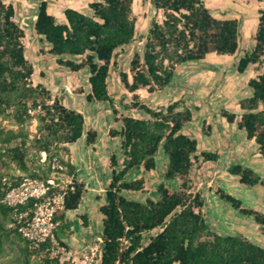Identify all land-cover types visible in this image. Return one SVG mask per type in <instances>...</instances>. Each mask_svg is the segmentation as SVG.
I'll use <instances>...</instances> for the list:
<instances>
[{
  "label": "trees",
  "instance_id": "obj_1",
  "mask_svg": "<svg viewBox=\"0 0 264 264\" xmlns=\"http://www.w3.org/2000/svg\"><path fill=\"white\" fill-rule=\"evenodd\" d=\"M134 2L93 1L88 4V14L68 8L67 23L57 24L43 1L35 24L36 33L50 44L49 54L59 67L74 73L89 71L91 91L87 101L108 103L115 121L121 125L120 130L109 132L111 137L120 138L122 156L111 154V178L105 201L99 207L103 225L102 264H264V245L260 240L217 228L204 212L209 202L196 190L194 166L201 157L215 161L218 155L203 152L197 156V140L182 132L193 119L192 111L178 110L182 101L153 109L141 103L137 93L142 89L153 92L165 88L184 63L203 60L210 53L235 55L240 46V21L216 17L205 0H149L162 13V19L152 20L144 50L133 55L129 72H119L124 89L131 95L130 102L121 100L122 107L147 116L135 118L120 113L109 91V77L116 67L118 52L136 40L138 17ZM14 17L13 4L0 0V116L18 126L0 129V258L6 245L13 244L20 249L19 264H68L43 252L49 242L36 248L23 238L11 226L12 209L2 203L6 189L2 179L9 175L11 163L23 174L43 181L56 173L71 176L72 184L65 190L64 210L56 214L60 221L56 237L62 242L65 238L60 232L75 231L81 226L66 218V213L79 208L86 192L85 184L77 179L76 166L61 155L68 153L69 145L83 136L85 117L62 104L46 86L33 82L34 67L25 54V31ZM254 40L253 50L242 56L237 66L239 73L250 65H255L257 72L248 81L253 95L239 102L241 117L237 126L255 141L264 157V10L259 11ZM222 115L230 123L237 117L226 109ZM34 119L38 129L30 138L26 124ZM97 136L95 129H88L87 145L96 144ZM28 144L39 154L46 152L43 168L29 167ZM164 157L168 163L155 186V196H147L152 183L149 175L158 172ZM2 168L7 171L2 172ZM135 171H140L141 176L131 178ZM228 173L243 186L264 187V179L248 166L234 164ZM132 193L145 197L129 196ZM213 193L243 217H251L264 238V212L244 206L243 198L221 187L213 189ZM84 223H88L87 216ZM34 256L41 260L33 261Z\"/></svg>",
  "mask_w": 264,
  "mask_h": 264
},
{
  "label": "crops",
  "instance_id": "obj_2",
  "mask_svg": "<svg viewBox=\"0 0 264 264\" xmlns=\"http://www.w3.org/2000/svg\"><path fill=\"white\" fill-rule=\"evenodd\" d=\"M43 1L47 2V11L54 16L56 23L66 24V9L73 8L88 14L90 13L88 4L98 0H7V3L13 4L15 8L14 20L25 31V54L26 56L27 54L30 55V58L27 57L30 62H32L31 60L35 62V64L33 63L34 74L38 72L41 78H43V83H40L53 91L54 95L58 96L66 107L82 113L86 121L85 126H87L88 129H96L98 135H100L102 131L105 132V136L109 135L110 128L112 127L120 130L121 125L115 121L113 111L110 108L106 109L104 112L100 111V107L106 106V104L87 101V95L91 91L88 82L90 73L87 69L84 71H88V86H84L86 88L82 94L74 93L78 85L74 79L69 80L62 77V74L65 73L61 72L62 69L56 64L55 57L49 54L51 48L50 44L42 36H39L35 30L34 16L38 13L39 7ZM242 1L246 3L247 8H245V10L239 8L240 11H238V15L222 17L214 14L218 18H237L240 21L239 49L241 47L244 48L242 55L234 59V55L223 56L210 53L203 60L190 61L180 65L176 70L172 82L165 88H156L153 92H149L147 89H142L137 92L140 96V102L153 109L166 108L176 101H182L181 107H179L178 110L188 108L193 114L192 121L185 124L182 132L197 140V156H200L203 152L218 155V159L215 161H204L203 169L205 171L209 170L208 175H213L216 182L219 181L218 178L220 177L222 178L221 180H223L222 182L226 185L239 188L244 186L239 183L237 177L231 176L228 173V169L234 164L248 166L264 179V157L260 155L255 141L248 139L246 131L239 129L237 126L241 117L239 102L241 99L253 95V90L249 87L248 81L257 75L255 65H250L244 73H239L237 66L239 59L245 54L250 53L254 48L255 42H253V40L258 24L259 11L264 10V2L258 0ZM254 2H257V4H254ZM28 37H30L29 42H27ZM47 71L56 72L54 75H51V78H54L53 81L46 78ZM77 74H79V72L72 73L70 77L75 78ZM110 81L111 77H109V89L114 85L113 88L117 94L115 95L116 100H113V102L116 108L121 110L120 113L135 118H146V114L142 111L124 109L121 106V100L125 97L124 93L130 94L124 89L120 77L117 76L112 79V82ZM113 97L114 96H112V99ZM125 101L128 102V100ZM225 109L237 114L234 122H228L222 115V110ZM106 126L107 128L103 129V127ZM110 139L115 140L119 139V137H111ZM74 145H77V143H74L73 146ZM107 145L105 148H100L104 146V142L101 141L92 145L91 148H87L86 154H90L92 163L106 162L103 158L107 153ZM83 151L84 150L77 155L81 160L83 159L81 158L82 155H84L82 154ZM167 163L168 159L165 157L160 160L158 170L160 173L154 172L156 176L158 175L161 177V173ZM154 173H150L149 175L152 182L151 185L154 183L157 186L161 179L153 177L152 175ZM220 184L221 183H219V185ZM211 185L212 184H208V193L204 192L202 183H199L196 189L209 202L204 208V212H206V215L210 219H214L217 215L226 220L227 216L225 209L228 207L213 193V188H215V186ZM219 187L216 186L215 190H218ZM152 189L155 190V186ZM248 189L251 190L257 205L249 203V206L261 210L264 204V187L257 185ZM211 198H213V201ZM86 203L87 209L84 210V214L81 212L82 214L80 215L88 216L91 222V233H94L95 230H99L101 234L103 230L102 216L99 213L101 204L94 206L91 200H87ZM236 213L237 215L239 214L238 212ZM73 220H77L80 223L78 218H74ZM225 223L228 226L229 223L227 220ZM72 232L74 233V244L81 247L82 231L77 229Z\"/></svg>",
  "mask_w": 264,
  "mask_h": 264
},
{
  "label": "rangeland",
  "instance_id": "obj_3",
  "mask_svg": "<svg viewBox=\"0 0 264 264\" xmlns=\"http://www.w3.org/2000/svg\"><path fill=\"white\" fill-rule=\"evenodd\" d=\"M206 4L208 5V7L211 9V11L213 12V14L218 15V16H222V17H229V15H236L237 13H239L238 11L239 8L241 10H245V8H247L246 3H244L242 0H205ZM254 4H257V2H254ZM238 9V10H237ZM134 11L138 17V21H137V32H136V40L131 44L128 45L126 47H124L121 51L118 52L117 54V60H116V67L113 68L110 77H111V81L112 79L116 78L117 76H119V72L121 70L129 72L130 69V62L132 60L133 55L136 52H140L142 53L144 50V45H145V41H146V37L148 34V29L150 27V24L152 22L153 19H158L161 20L162 19V13L156 11V9L151 5V3L149 2V0H135L134 2ZM242 13V12H241ZM225 15V16H224ZM238 15V14H237ZM30 37L27 38V42L30 41L29 39ZM253 42H255V40H253ZM244 51V48L241 47L238 52H236V54L234 55V59H236L238 56L242 55ZM28 58H30V55L27 54ZM29 60V59H28ZM228 60V59H227ZM32 64L35 62L33 60H31ZM60 69H62L61 72H64L65 74H62V77L67 78V79H74L75 82L78 83L77 87L74 90V93L76 94H82L85 91L84 86H88V82H87V73L88 71H80L79 74L75 75V78L70 77L72 75V73L70 70L65 69L60 67ZM68 70V71H67ZM70 71V72H69ZM46 78L50 79L51 81L54 80V78H51V75H54L56 72L54 71H47L46 72ZM77 73V72H76ZM235 79V78H234ZM32 80L35 84H38L40 82L43 83V78H41V75L36 72L34 74V76H32ZM114 85H112V88L110 87L109 91L111 96L113 97V100L115 99V95L117 94L116 91H114L115 89L113 88ZM53 96L54 92L52 91ZM65 95V93H64ZM68 95V94H66ZM125 97L123 98L124 100H128V102L131 101V95H128L127 93H124ZM58 98V96H56ZM59 99V98H58ZM60 100V99H59ZM61 102V100H60ZM62 103V102H61ZM63 104V103H62ZM104 105L106 104V106H102L100 107V111L104 112L106 109L110 108L112 110V108L109 106L108 103H103ZM122 106V105H121ZM119 111H121L120 109H118ZM114 115V114H113ZM115 117V115H114ZM108 126V125H107ZM103 127L104 128H107ZM27 129L30 131V138H33L36 133H37V129H38V121L36 119L29 121L26 124ZM18 126L10 119L4 118L0 116V129H17ZM94 129V128H92ZM115 129L114 127L110 128V130ZM96 130V129H95ZM88 131V127L85 126V130H84V134L83 136L76 142L77 145H69V152L65 153L62 152L61 155L63 156V158H65L66 160H69L70 162H72L77 168L78 171V176L77 179L79 181H82L85 184V196H84V201L83 203L79 206V208L75 211H67L66 213V218H70V219H74V218H78L81 226H78L77 224V220H76V225L78 226V230H81V247H79V245H75L74 244V239H73V232L71 231H64V232H60L59 235L64 237L65 239L62 241V245L66 248L65 249V253H59V258L61 260V262L65 261L68 264H70L69 259H72L74 257L80 256L82 253H84L85 250H88L89 247L91 246H95L98 243V237L101 236L100 231L99 230H95L94 233H91V229H90V225L91 222L89 221L88 218V223L85 224L84 223V216L87 215H80L84 212V210H86V201L87 200H91L94 204V206L100 205L105 201V191L109 185L110 182V178H111V172H110V168H109V162H110V157L111 154L115 153L117 154L120 158H121V152H120V138L119 139H115V140H111V136L110 134L105 136L104 133L105 132H100V135L97 136V140L96 143H99L101 141L104 142V146L100 147V148H105V146L107 145L108 148H106L107 153L105 154L106 156L103 158L105 159L106 162H97L96 164L92 163V159H90V154L87 153L86 154V150L87 148H91L92 146H88L86 143V134ZM97 131V130H96ZM98 133V131H97ZM110 137V138H109ZM98 141V142H97ZM28 151H27V161H28V165L31 169H40L44 167V161L43 158H45L44 156H47L46 152H42L41 154H39V152L36 151V149L34 147H32L30 144H28ZM82 150L84 155H82L81 158H83L82 160L79 158V156H77L79 154V152H81ZM40 156H42V160L40 161ZM2 159L4 160V156L2 157ZM205 160L202 159V157L199 159L198 162H196L195 166H194V170H195V174H196V178H195V185L196 188L198 187L199 183H202V187L204 192L208 193V184H212L211 186H220L224 191L232 193L236 196H239L240 198H243L244 201V206H249L251 203L252 205H256V202L252 196L251 190L248 189L250 187H234V186H230V185H226L225 183H223L221 180L222 178H218L219 181H215L213 178V175H208V171L209 170H204L203 169V162ZM0 166H1V161H0ZM11 168L9 171V175H6L5 177H3V179H6L9 182H15L18 181V179H16L19 176H26L25 174H23L20 169L14 164L11 163ZM43 166V167H42ZM79 169V170H78ZM7 170H4V168H2V172H5ZM160 173V171H158ZM210 173V172H209ZM13 176V177H12ZM141 176V172L140 171H135L133 172L130 177L131 178H135V177H140ZM153 177H157L160 178L158 175L156 176V173H154L152 175ZM52 178H55L59 184L61 188H67L68 185L72 184L73 178L67 174H60V173H56L53 174L51 176ZM2 179V182H3ZM219 183H221L219 185ZM156 186L154 183L153 185L149 186V193L147 194V196L150 197H154V192L155 190H153L152 188ZM175 186V185H174ZM243 186V185H242ZM59 187V188H60ZM219 187V188H220ZM212 188V187H211ZM215 188H213L215 190ZM129 196L131 197H136V198H144V194H139V193H132ZM211 200L213 201V198H211ZM214 203V202H211ZM91 204V205H93ZM228 208H230L228 205H226ZM257 206V205H256ZM225 209L226 210V216H227V222L229 223L228 226L226 225L225 221L223 218L219 217V216H215L214 219H212V223L220 228V229H227V230H232L235 232H242L245 234H248L252 237H255L256 239L260 240V242L264 245V238L261 235V233L259 232V227L258 225L254 222V220L251 217H243L242 215L238 214L233 211L231 208L230 209ZM262 212H264V204L261 207ZM82 212V213H81ZM211 213V212H210ZM84 214V213H83ZM213 214V213H212ZM88 217V216H87ZM9 226V225H7ZM11 226H13L11 224ZM154 234V233H152ZM149 236H151V234H149L145 241L147 242L149 239ZM61 248H56L55 252L57 250H60ZM42 255H45L44 253ZM19 258H21L20 256V249L18 247V245H6V249L4 251V254L1 256L0 258V264H19ZM69 258V259H68ZM33 261L37 262L41 260L40 256H34L32 258ZM21 264V263H20Z\"/></svg>",
  "mask_w": 264,
  "mask_h": 264
},
{
  "label": "built area",
  "instance_id": "obj_4",
  "mask_svg": "<svg viewBox=\"0 0 264 264\" xmlns=\"http://www.w3.org/2000/svg\"><path fill=\"white\" fill-rule=\"evenodd\" d=\"M21 180L9 182L3 179L6 186L2 203L12 209V225L33 247L47 245L43 252L51 257L65 253V247L56 237L60 221L56 214L64 210L65 190L59 182L50 177L47 181L21 176ZM60 187V188H59ZM56 248H61L55 252ZM103 238L85 250L80 256L69 259L70 264H102Z\"/></svg>",
  "mask_w": 264,
  "mask_h": 264
},
{
  "label": "water",
  "instance_id": "obj_5",
  "mask_svg": "<svg viewBox=\"0 0 264 264\" xmlns=\"http://www.w3.org/2000/svg\"><path fill=\"white\" fill-rule=\"evenodd\" d=\"M37 19H38V14H36L35 16H34V22H35V24H36V21H37ZM45 158H43V161H45V159H46V156H44ZM211 188V187H210ZM118 264H120V263H118Z\"/></svg>",
  "mask_w": 264,
  "mask_h": 264
}]
</instances>
